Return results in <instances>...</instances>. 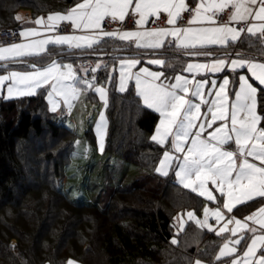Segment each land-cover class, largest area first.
<instances>
[{"label":"snow or ice","instance_id":"snow-or-ice-1","mask_svg":"<svg viewBox=\"0 0 264 264\" xmlns=\"http://www.w3.org/2000/svg\"><path fill=\"white\" fill-rule=\"evenodd\" d=\"M188 11L192 14L187 20L188 26H179L182 13ZM162 14L166 19L162 20ZM132 18L134 30H105L106 22L123 23ZM151 18H155L151 21L153 24L160 21L171 27H146ZM61 22L70 23L73 33L82 34H56L27 40L28 37H42L41 29L59 33ZM34 23L40 28L20 32L26 42L0 47V62H6L2 67L7 73L0 74V99L34 96L38 89L47 87L52 112L57 111L61 103L70 110L89 89L99 94L107 108L108 94L104 87H96L95 76L91 79L79 77L71 63L55 59L50 62L41 59L39 64L30 62L32 71L7 69V64L18 62L17 58L50 54L48 45L94 51L95 46L109 38L119 39L137 49L152 50L153 56L158 50L167 52L175 48L190 56L211 57L215 52L207 49H228L237 43H247L249 48H256L264 56V0H79L66 12L49 14L46 19L39 17ZM241 24V27L233 26ZM233 55L235 58L230 59ZM118 62V90L127 91L128 81L134 80L136 95L143 105L159 113V124L151 140L164 151L155 172L167 177L171 171L180 186L219 204L211 211L205 206L203 220L197 219L193 211L186 212L187 218L200 229L215 231L217 236L225 231L230 233L223 238L214 255L215 261L264 264V61L239 51L234 54L226 51L210 63H188L183 70L192 74L191 79L180 74L169 77L163 71L147 68L133 72L132 69L141 63L138 56H126ZM147 63L161 68L170 66L162 58H150ZM101 66L97 63L91 71L95 73ZM226 66L237 73L234 81L223 77L217 84L214 80L195 79L201 70L219 72ZM239 69L251 73L258 86H254L245 74H240ZM83 71L87 73L89 69ZM206 86L211 90L205 92ZM203 106H206L204 114L201 113ZM217 121L222 123L207 132ZM96 135L99 151L103 153L107 135L103 112L96 124ZM232 144L234 148L225 147ZM254 161H259V165ZM209 184L219 192L222 200L213 195ZM257 198H262L261 206L243 220L228 216L218 230L208 223L211 216L219 224L238 205ZM174 219L178 223L177 232L184 231L185 222L181 217L178 215ZM230 224L234 227L228 229ZM171 243L176 245L178 240L173 238ZM238 251L240 255H236ZM65 264L78 262L68 259ZM189 264H202V261L196 259Z\"/></svg>","mask_w":264,"mask_h":264},{"label":"trees","instance_id":"trees-1","mask_svg":"<svg viewBox=\"0 0 264 264\" xmlns=\"http://www.w3.org/2000/svg\"><path fill=\"white\" fill-rule=\"evenodd\" d=\"M77 1L0 0V30L21 28L16 19L20 9L37 16L65 10ZM115 45L137 51L110 40L102 48ZM236 49L264 59L247 43H238ZM170 52L157 51L170 65L164 68L169 75L183 62H174ZM51 58L46 55L44 61ZM70 58L76 62L80 57ZM4 64L0 63V74ZM8 68L24 67L10 63ZM106 72L101 69L96 81L105 79ZM45 94L39 89L34 96L0 99V264H65L68 259L81 264H189L196 259L216 264L220 236L192 222L174 233V217L188 210L200 213L204 200L170 175L155 172L164 150L151 140L158 115L141 103L132 86L121 93L110 82L105 150L135 165L137 172L127 184L109 189L100 206L75 204L58 188L53 149L59 151V144L65 148L75 137L56 122ZM35 139L41 141L39 149L24 153ZM260 201L240 205L234 214L245 216ZM173 238L178 244L171 243Z\"/></svg>","mask_w":264,"mask_h":264},{"label":"rangeland","instance_id":"rangeland-1","mask_svg":"<svg viewBox=\"0 0 264 264\" xmlns=\"http://www.w3.org/2000/svg\"><path fill=\"white\" fill-rule=\"evenodd\" d=\"M18 12H20L21 14L28 12V10L20 9ZM16 31H18L19 33V30ZM126 56L132 55L129 52H122L116 58L108 59L107 67L104 68V70L107 71V77L105 79H101L100 81L95 80L94 83L96 87H104L108 94L110 82L113 80L115 84V89L120 92L118 90L120 67L118 61L119 59ZM173 60H175V57H173ZM141 61L143 60L141 59ZM147 61L148 60H145L144 63L138 64L136 68L132 69V71L136 72L140 68H146L144 64H149L147 63ZM211 61L212 60L194 59L188 60L186 65L188 63H210ZM152 71L159 70L152 69ZM184 72L187 74L184 76L189 77L190 79L192 78V74L186 71ZM243 74L246 75V73ZM83 77L87 78L86 75H83ZM223 77H227L230 79L228 75L223 76L215 72L201 70V74L196 75L195 79H206L209 82L214 80L217 82V84H219L222 82ZM91 78L92 77L90 76L89 79ZM130 86H132L133 90L136 93L134 80L128 81V88ZM46 97L47 95L45 96V99ZM48 109L50 110L49 106ZM101 112L104 113V116L107 120V108H105L104 102L100 99L99 94L92 89L87 90L86 93H82L80 98L76 102H74V107H72L70 110L66 106H64L62 108L59 107L57 111L52 112L56 114V122L63 126L67 131L72 133L75 137L74 142L66 146L65 148H62L59 144V151L56 148L53 149V162H55V176L58 188L68 197L70 201L75 204H88L100 206L104 194L109 189L127 184L131 181V179L137 172V168L135 165L125 162L117 158L116 156L109 154L105 150L107 135L104 142V151L103 153L99 151L98 138L96 135V124L99 121ZM216 126H213L212 130ZM77 141L79 143H77ZM41 145V141L35 139L34 141H32L31 146L29 144V147H24V153H27V150L31 151V153H34L35 151H37V149H39ZM53 146L54 145L50 147L52 148ZM169 174L174 175L171 171L169 172ZM202 208L200 210L201 214H203ZM178 215L186 223V212L180 213ZM173 221L174 233L177 234L178 223L176 219H173Z\"/></svg>","mask_w":264,"mask_h":264},{"label":"crops","instance_id":"crops-1","mask_svg":"<svg viewBox=\"0 0 264 264\" xmlns=\"http://www.w3.org/2000/svg\"><path fill=\"white\" fill-rule=\"evenodd\" d=\"M77 2H79V1H77ZM77 2H75L71 7H68V8H66L65 10H57V11H52V12H49V13H45V14H40V15H37V16H31V14H30V12L28 11V12H26V13H21L20 14V12H18L17 13V15L16 16H19L20 17V19H19V21H20V23H21V28L19 29V36H20V32L22 31V30H25V29H33V28H36V29H39L40 28V26H38V25H36L35 23H34V21L37 19V18H39V17H44L45 19L47 18V16L49 15V14H54V13H64V12H66V10H68V9H71L72 7H74V5L77 3ZM184 13H182V15H183ZM153 19H155V18H151L150 19V21H149V24L148 25H146V27H154V26H152L151 25V21L153 20ZM164 19H166V16H165V18ZM179 22V21H178ZM178 25H179V23H178ZM179 26H181V25H179ZM185 26H188L187 24L185 25ZM193 27H196L197 25H192ZM234 27H241V26H243L242 24L241 25H233ZM162 27H171V26H169V25H167L166 23H164V25L162 26ZM128 30H134V25H133V27L131 28V29H128ZM41 31H42V37H28L27 38V40L28 41H30V40H32V39H38V38H43V37H47V36H54V35H56V34H58V33H54V32H43V30L41 29ZM123 31H125V30H123ZM65 34H76V35H80V34H82L81 32H79V31H77V32H75V33H73V30H72V26H71V30L68 32V33H65ZM244 38V36L242 35V37H241V39H243ZM119 41V42H122V41H120L119 39H109V38H105V41H102L101 42V44L100 45H98V46H95V49H98L99 51H102L104 48H102L108 41ZM22 42H26L25 41V38L24 37H21L20 36V41L18 42V43H22ZM18 43H15V44H18ZM122 43H124V42H122ZM238 44V43H237ZM236 44V45H237ZM13 45V44H12ZM236 45L235 46H232V47H230V48H228V49H222V48H219V47H214V48H211V49H207V51H214L215 52V55L214 56H211V57H207V56H190V55H187L185 52H184V50H182V49H175V48H170V49H172V52H170L174 57H175V60H174V62L177 60V59H182V65H181V68L179 69V70H177L176 72H174L173 74H171V75H169V74H167L166 72H165V70H164V68H161V67H159V66H157V65H154V66H152L151 64H144V66L147 68V69H149L150 71H152V69H154V70H159V71H163V72H165V74L166 75H168L169 77H171V76H174V75H177V74H180V75H187L185 72H184V67H185V65H186V63H187V61L188 60H204V59H206V60H213V59H215L216 58V56H222L226 51H228V52H232L233 54L236 52V51H238V49H236ZM8 46H11V45H8ZM0 47H7V46H2V45H0ZM48 47V49H49V51H50V54L52 55V58L49 60V61H46V62H50L51 60H53V59H55L56 61H58V62H60V63H71L72 65H73V69L76 71V73L78 74V76L79 77H83V75H86L87 76V79H89L88 77H89V71L91 70V69H89V68H87V67H79V66H77L76 65V62H74V61H72L71 60V58L70 57H75V58H78V57H90V58H92V60H93V67L92 68H94V67H96V65H97V63H100L101 64V62H102V58L100 57V56H95L94 54H91V52L93 51L92 49H87V50H84L83 52H81L80 50H77L76 49V52L77 53H66V54H61V55H57V54H55V52L58 50V51H61V50H63V49H65L67 46H55V45H48L47 46ZM133 49H135V53H131V55L132 56H138V57H140L143 61H141V63H144L145 62V60H148V59H150V58H162V59H165L164 57H162V56H160V55H158V54H156L155 56H153V54H152V50H144V49H137V48H135L134 46H131ZM239 52H241V51H239ZM90 55H89V54ZM138 53V54H137ZM242 53V52H241ZM50 54L49 53H44L43 55H42V57H23V58H17V61L18 62H15V63H20V64H22L23 65V67L24 68H8V70H15V71H32V69L29 67V63L30 62H35V63H40V61H41V59H46V55H47V57L48 56H50ZM244 54V53H243ZM245 55V54H244ZM231 58H235V56L233 55L232 57H230V59ZM257 58V57H256ZM111 59V58H110ZM257 59H259V60H262V61H264V59H260V58H257ZM36 60H39V62H36ZM115 61V60H114ZM0 63H6V62H0ZM166 64H167V62H166ZM83 69H89V71L87 72V73H85L84 71H83ZM99 70V69H98ZM97 70V71H98ZM220 72V71H219ZM215 72V73H217V74H221V75H228L229 77H230V80H232V81H234L235 79H236V75H237V73H234L233 71H231V69H230V67L229 66H226L223 70H222V72ZM238 72L240 73V74H243V73H246V75L248 76V78H249V81L251 82V83H253V85L254 86H258V82L257 81H255V80H253L252 78H251V73H248L247 72V70L246 69H239L238 70ZM1 74H7L6 73V70L4 71V72H2ZM106 74H107V72H106ZM208 75V74H207ZM232 87H234V86H232ZM262 87H264V86H262ZM41 89H45L46 90V93L48 92L47 90H49L47 87H45V88H41ZM39 90V89H38ZM209 90H211L208 86H206V88H205V92H208ZM135 92V91H134ZM136 94V93H135ZM47 94H45V96H46ZM139 97V96H138ZM208 99H212L213 97H207ZM140 99V98H139ZM46 100H47V97H46ZM141 101V103L143 104V101L142 100H140ZM47 105L49 106V108H50V104H49V102H48V100H47ZM62 107H64V105L61 103V106H60V108H62ZM205 108H206V106H203L202 107V109H201V113L202 114H204V112H205ZM159 113H157V115H158ZM210 116V115H209ZM209 118V117H208ZM159 120H160V116L158 115V120H157V123H156V125H155V127L159 124ZM210 120V119H209ZM198 123H199V121H198ZM220 123H222L221 121H217L215 124H213V126H216V125H218V124H220ZM212 131V128L211 129H207V132H211ZM154 132H155V128H154V130H153V134H154ZM152 134V135H153ZM155 143V142H154ZM158 145V144H157ZM226 148H234L235 147V145L234 144H232V145H227V146H225ZM249 160L251 161V158H249ZM255 163H257V165H259V161H254ZM170 175V174H169ZM171 177H172V179L176 182V179H175V176L174 175H170ZM208 187H209V189L211 190V191H213V195L214 196H216L219 200H222L223 198H220V194H219V192H216L215 191V189L213 188V186L211 185V184H209L208 185ZM187 189V188H186ZM188 190H190V189H188ZM191 191V190H190ZM195 194H197V193H195ZM198 195V194H197ZM200 196V195H199ZM200 197H202V199L204 200V204H205V206H207L208 208H209V210L211 211V210H214V209H216L217 207H219V204L217 203V202H213V201H209V200H207V198L206 197H204V196H200ZM257 199H262V198H257ZM204 204H203V208H202V211H203V209H204ZM238 206H240V205H238ZM237 206V207H238ZM261 206V204L257 207V208H255L254 210H252L250 213H248L247 215H245V216H248V215H250V214H252L253 212H256V210L259 208ZM189 211V210H188ZM226 211V210H225ZM185 212H187V211H184V212H180V213H185ZM180 213H178V214H180ZM177 214V215H178ZM176 215V216H177ZM195 215H196V218L197 219H200V220H203V218H204V212H203V214H201V212L200 213H195ZM175 216V217H176ZM228 216H235L237 219H240V220H243L244 219V217L245 216H242V217H240V216H236L235 214H234V210H233V212L232 213H229V214H227V216L225 217V220H222L219 224H217V222H216V220L214 219V218H212L211 216H210V218H209V221H208V223L210 224V225H212L213 226V228L215 229V230H218L220 227H223L224 226V224H225V222H226V220H227V218H228ZM257 218H259V217H257ZM188 222H192V223H194L193 221H191V220H189L188 218H186V223H185V225L188 223ZM249 223H251V222H249ZM195 224V223H194ZM232 227H234V225H232V224H230V225H228V229H231ZM207 230V229H206ZM210 232H213L214 234H215V231H210ZM228 235H230V233L228 232V231H225L224 233H222L221 235H220V237L222 238V243H223V238L225 237V236H228ZM222 243H221V245H222ZM220 245V246H221ZM217 252H218V250H217ZM236 255H240V252L238 251L237 253H236ZM75 261V260H74ZM78 264H81V263H79L78 262ZM202 264H207V263H205V262H203L202 261ZM216 264H223V262L221 261V262H217L216 261Z\"/></svg>","mask_w":264,"mask_h":264},{"label":"built area","instance_id":"built-area-1","mask_svg":"<svg viewBox=\"0 0 264 264\" xmlns=\"http://www.w3.org/2000/svg\"><path fill=\"white\" fill-rule=\"evenodd\" d=\"M191 11L188 12H184V14L182 15V19L179 20V25L181 26H185L187 24V20L191 18ZM162 20L165 18V15L162 14ZM227 17L225 16V19ZM132 19H126L123 23L116 21V22H106L107 26L106 29L107 31H113V30H119V31H123V30H128L131 29L133 27V20ZM151 25L156 27V26H163L164 23H161L160 21H156L155 24H153L151 22ZM71 30V25L68 22H61L60 24V31L58 34H65L68 33ZM55 33V32H54ZM20 41V36L18 31L16 30H11V29H2L0 30V45L2 46H8V45H12L15 43H18ZM126 48L122 45H115L112 46L108 49H103L102 51H99L98 49H95L94 51L91 52V54H94L95 56H100L102 58V62H101V68L96 71L95 73H93L91 70L89 71V78L90 76L93 77L95 76V80H97L98 75H99V71L105 67H103V65H107V61L110 58H115L117 57L120 53L122 52H127L125 50ZM63 52L65 53H77L76 49H69L68 47H66L65 49H63ZM90 55V54H89ZM76 65L79 67H87L89 69H92L93 65V61L91 60V58L88 57H80L77 61H76Z\"/></svg>","mask_w":264,"mask_h":264}]
</instances>
